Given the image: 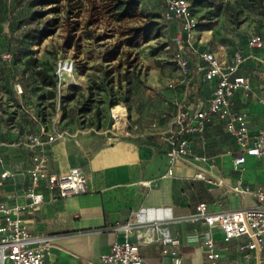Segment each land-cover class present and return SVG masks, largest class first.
<instances>
[{
	"label": "crops",
	"instance_id": "1",
	"mask_svg": "<svg viewBox=\"0 0 264 264\" xmlns=\"http://www.w3.org/2000/svg\"><path fill=\"white\" fill-rule=\"evenodd\" d=\"M199 32L195 40L208 45L225 64L232 63L236 49L250 53L237 69V73L250 74V90L247 93L237 90L231 106L246 113L252 131L264 129V44L249 49L247 39L244 46H238L234 38L210 41L218 39L210 29ZM260 35L264 42V36ZM193 62L190 76L178 87L169 88L167 80L178 79L179 70L177 75L165 76V85L175 90L173 94L166 92L173 95L171 104L158 110L153 127L146 131L129 130L108 137L103 131L58 128L64 131L62 136L34 147L14 145L17 139L14 137L0 139L3 166L11 172L1 179L0 200L8 205L27 201L26 167L33 153L47 155L51 172L61 173L72 166H80L84 172L87 192L59 197L55 191L41 186L44 200L20 212L32 234L47 237L44 264L95 263L101 253L109 250L114 238L119 241L127 238L137 244L142 264H172L156 239L158 233L147 232L153 221L162 222L178 236L181 264H210L205 256L207 235L212 236L219 252L214 264H247L238 249L239 239L224 243L217 226H208L202 217L192 218V214L201 201L212 212L252 205V194L233 192L228 185L240 182L264 188V153L247 154L243 163L233 166L238 147L216 113L204 120L201 132L187 135V153L173 158L166 153L171 142L165 130L175 112L174 98L184 96L193 107L197 101H206L214 85V80L202 78ZM149 78L154 81L153 74ZM34 127L28 119L25 133ZM197 172L204 177H196ZM218 179L223 183L217 184Z\"/></svg>",
	"mask_w": 264,
	"mask_h": 264
},
{
	"label": "rangeland",
	"instance_id": "2",
	"mask_svg": "<svg viewBox=\"0 0 264 264\" xmlns=\"http://www.w3.org/2000/svg\"><path fill=\"white\" fill-rule=\"evenodd\" d=\"M189 1L198 23L194 38L210 29L218 36L210 41L234 38L244 46L250 33L264 36V0ZM115 2L0 0V139L25 134L26 108L47 123L58 113L59 129L103 131L108 137L116 136L117 106L130 132L153 127L158 110L171 104L173 95L166 92L175 91L165 85V76L178 72L173 60L178 22L162 17L160 0H137L130 16L117 19ZM58 61L71 67L54 86L43 83L36 69L50 74Z\"/></svg>",
	"mask_w": 264,
	"mask_h": 264
},
{
	"label": "built area",
	"instance_id": "3",
	"mask_svg": "<svg viewBox=\"0 0 264 264\" xmlns=\"http://www.w3.org/2000/svg\"><path fill=\"white\" fill-rule=\"evenodd\" d=\"M161 15L166 20L178 22L177 36L173 60L179 70V78L170 77L167 80L169 88H176L191 74L190 65L193 62L197 70L202 72L204 80H214L211 95L206 101H197L193 107L189 106L185 97H175L173 104L175 112L170 124L165 130L171 146L166 150L173 158L176 154L189 151L187 135L203 130L204 120L216 113L225 124L226 131L233 137L239 153L233 157V166L244 162L245 155H260L264 153V129H250L244 111L232 108V99L237 90L247 93L250 90V74L237 73L240 64L250 56L242 49H236L232 54V63L225 64L214 50L208 45H200L194 38L196 20L193 15L192 3L189 0H160ZM182 34V35H181ZM262 46V38L258 33L248 36L246 47L251 49ZM71 65L58 61L55 73L66 72ZM18 93L23 91L20 83H15ZM27 117L34 130L13 141L14 145L28 147L43 146L62 136L64 131L55 126L58 113L50 117V121L41 119L38 112L26 108ZM116 118V117H115ZM119 119V120H118ZM115 119L112 128L115 134H126L125 124L120 118ZM0 183L1 179L11 175L9 169L3 166V155L0 152ZM29 183L25 189L27 201L21 204L8 205L0 200V264H44L48 243L47 237L32 234L20 212L44 200L41 186L49 191H55L59 197L82 194L88 191L85 175L80 166H72L68 170L55 173L48 170L47 155L43 152L33 153L26 167ZM170 173V169H168ZM196 177H204L197 172ZM208 181H210L208 179ZM222 184L223 180H216ZM233 192H248L252 194L254 203L245 207L208 211L205 202H198L192 218L202 217L208 226H217L222 232V241L227 243L232 239H239L238 249L247 264H264V188L250 186L240 182L228 185ZM156 231L157 240L163 252L170 256L172 264H181L178 252L179 238L162 225L160 221H153L147 227V232ZM206 258L214 264L219 257L217 245L211 235L204 239ZM82 264H142L138 245L127 238L119 241L112 239L109 250L99 255L97 262L85 261Z\"/></svg>",
	"mask_w": 264,
	"mask_h": 264
},
{
	"label": "trees",
	"instance_id": "4",
	"mask_svg": "<svg viewBox=\"0 0 264 264\" xmlns=\"http://www.w3.org/2000/svg\"><path fill=\"white\" fill-rule=\"evenodd\" d=\"M115 8L117 9L116 11V18L121 19L125 16H130L135 8L136 5L138 4L137 0H115ZM198 26V23H196V27ZM55 70V68H54ZM53 70L52 73H47L46 70L43 68H37L36 69V74L40 77L43 83L50 84V85H55V81L57 78V75L55 71ZM53 90L50 91V96H53ZM39 113V112H38ZM40 114V113H39ZM41 116V114H40ZM41 119L44 120L41 116ZM45 121V120H44Z\"/></svg>",
	"mask_w": 264,
	"mask_h": 264
},
{
	"label": "bare ground",
	"instance_id": "5",
	"mask_svg": "<svg viewBox=\"0 0 264 264\" xmlns=\"http://www.w3.org/2000/svg\"><path fill=\"white\" fill-rule=\"evenodd\" d=\"M124 114L123 107L117 106V108L114 110L113 115L116 117V119L122 117Z\"/></svg>",
	"mask_w": 264,
	"mask_h": 264
}]
</instances>
